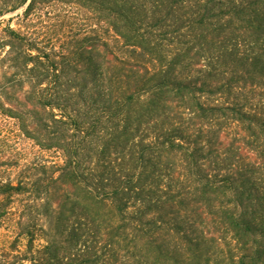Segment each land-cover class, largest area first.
Instances as JSON below:
<instances>
[{
  "label": "trees",
  "instance_id": "obj_1",
  "mask_svg": "<svg viewBox=\"0 0 264 264\" xmlns=\"http://www.w3.org/2000/svg\"><path fill=\"white\" fill-rule=\"evenodd\" d=\"M0 19V111L62 160L0 183L26 196V260L264 264V0H0Z\"/></svg>",
  "mask_w": 264,
  "mask_h": 264
},
{
  "label": "rangeland",
  "instance_id": "obj_2",
  "mask_svg": "<svg viewBox=\"0 0 264 264\" xmlns=\"http://www.w3.org/2000/svg\"><path fill=\"white\" fill-rule=\"evenodd\" d=\"M36 157L62 162L58 153L41 151L36 147L21 132L18 122L0 111V183L15 184L23 179L27 166ZM0 202V212L4 215L0 224V264H32L26 260L28 240L19 236L18 227V223L24 222L27 216L26 196L0 197Z\"/></svg>",
  "mask_w": 264,
  "mask_h": 264
}]
</instances>
